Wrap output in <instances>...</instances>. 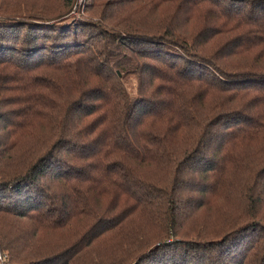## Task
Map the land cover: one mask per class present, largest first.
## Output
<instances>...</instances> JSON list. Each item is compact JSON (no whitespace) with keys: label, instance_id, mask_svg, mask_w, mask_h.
<instances>
[{"label":"trees","instance_id":"obj_1","mask_svg":"<svg viewBox=\"0 0 264 264\" xmlns=\"http://www.w3.org/2000/svg\"><path fill=\"white\" fill-rule=\"evenodd\" d=\"M10 1L49 19L0 22L6 264H264V0Z\"/></svg>","mask_w":264,"mask_h":264},{"label":"rangeland","instance_id":"obj_2","mask_svg":"<svg viewBox=\"0 0 264 264\" xmlns=\"http://www.w3.org/2000/svg\"><path fill=\"white\" fill-rule=\"evenodd\" d=\"M14 1H16V0H11L10 2H14ZM18 1H20V0H18ZM107 1H109V4L107 6L109 12H113L112 11V3H114L115 1H122L123 2V6H121L117 10L118 14L121 11V12H123V14L125 16H127V13H126V11H127L130 19L129 18H121L120 15L116 14L117 13L116 9H114V13H113V17L114 18L116 17L117 19L120 20V24L122 27H125V25H126L125 23L129 22V21H131V23L133 24L132 27H141V26H139V24L137 25V23H136V20L139 19V12H143V10L141 9V2L139 3V1H136L134 3H131V1H134V0H107ZM20 4L24 7L23 9H25V8L30 9V7H28L29 4L28 5H25L23 3H20ZM88 5L89 4H87L86 0H71V5H70L68 11L66 12V14L63 15L62 17L56 19V21H55V19L49 21L51 23H48V24L60 23V24H62V26H65V25L70 26V27L80 26L83 28H85L86 26H84V25H86L88 23H101L103 25V23H104L103 21L99 20L96 17H92L88 14L89 13V12H87ZM143 7L149 8L148 6H143ZM32 11H34V10H32ZM110 14H112V13H110ZM134 16H135V19H133ZM143 16H144V14H143ZM17 18H22V19L28 20V21L33 20L36 23H39V21H40V23H43L42 20L49 19L46 16L29 15L27 13L14 16V14L9 13V11H7V10L1 9V7H0V22H5V21L14 22ZM142 20H146V21L150 22L149 18L142 17ZM151 22H153L152 19H151ZM0 27H1L0 34H2L4 31V28L1 24H0ZM10 27H12V25H10ZM87 27H89V26H87ZM133 31L135 33H137L136 29H133ZM4 253L7 254L6 252H4ZM132 264H134V263H132Z\"/></svg>","mask_w":264,"mask_h":264},{"label":"built area","instance_id":"obj_3","mask_svg":"<svg viewBox=\"0 0 264 264\" xmlns=\"http://www.w3.org/2000/svg\"><path fill=\"white\" fill-rule=\"evenodd\" d=\"M7 262V255L0 251V264H6Z\"/></svg>","mask_w":264,"mask_h":264}]
</instances>
